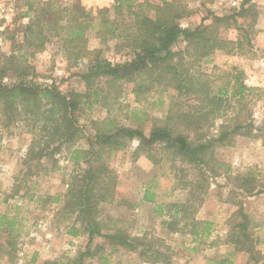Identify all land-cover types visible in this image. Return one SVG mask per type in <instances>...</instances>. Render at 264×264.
<instances>
[{
	"label": "rangeland",
	"instance_id": "1",
	"mask_svg": "<svg viewBox=\"0 0 264 264\" xmlns=\"http://www.w3.org/2000/svg\"><path fill=\"white\" fill-rule=\"evenodd\" d=\"M55 1L64 6L77 0ZM79 1L94 10L102 7L113 10L117 2ZM187 2L191 12L180 19L182 28L214 22L218 35L235 47L230 52L216 50L207 61L196 62L192 70L204 73L218 86L225 72L231 75L243 71L244 83L258 88L247 99L248 112L243 116L247 117L246 121L252 120V124L233 134L226 143L216 142L212 146L216 161L205 169L207 180L202 179L205 175L199 167L168 157L155 163L146 155L136 153L139 139L134 138L127 148L114 152L109 159L117 176L116 196L100 205L102 216L113 218L110 225L117 223L131 235L147 234L162 243L164 246L161 248L171 256V264H218L223 261L226 264L227 259L233 264H264V0ZM25 3L26 0H0V55L34 51L22 43L23 25L34 15L24 16L27 10ZM243 7L247 10L241 12ZM216 17L220 19L217 22ZM88 38L92 52L75 63L64 53L57 38H52L43 49L28 55V63L34 68L30 74L32 78L41 84L54 83L64 92H85L87 87L81 74L87 72L90 63L96 59L97 49H102L100 58L112 62H122L133 56L128 48L116 47L115 40L103 43L93 30L88 31ZM187 44L185 37L180 35L173 49L185 50ZM188 59L185 57L186 62ZM5 80L12 82L15 75L11 73ZM121 83L116 91L118 86L109 87L100 82L109 98L91 109L76 112L83 130L82 137L73 144L66 143L61 149H54V156L43 155L41 160H32L28 156L31 148L38 150L34 141L45 131L33 128L27 119L5 126L0 118V212H12L18 205L19 217L23 218L17 228L16 250L8 247L7 233L0 232V264L66 261V257H75L97 245L104 246L108 264H151L139 251L112 243L106 236L107 232L93 237L86 232L71 234V227L79 225L75 223V216H63L59 211L61 204L52 200L67 190L73 174L80 172L82 167L86 168L82 161L73 159L72 150L89 148L88 137L95 134L94 121H101L111 114L117 122L141 127L149 135L153 125L167 117L170 107L193 111L200 103L187 95L177 98L174 89L163 85L138 95L132 90V82ZM106 102L109 106L104 104ZM235 105L233 100L226 118L218 117L209 127L190 131L191 135L196 139L219 137L221 123L234 122L232 116L238 111V108L234 109ZM56 147L58 141L45 152L49 153ZM188 182L193 184L184 188ZM253 186H256L255 190L249 192ZM17 188L19 192L15 194ZM146 189L153 193V201L144 199ZM193 195L202 200L193 202L190 211L196 218L212 222L213 232L204 239L172 232L163 224L175 212V208H169L167 204L185 203ZM240 211L252 217L250 232L254 238V253L240 251L226 243L232 217ZM182 225L179 224L180 227ZM189 230L190 227L183 229L186 233ZM85 264H100V261L98 256L87 257Z\"/></svg>",
	"mask_w": 264,
	"mask_h": 264
},
{
	"label": "trees",
	"instance_id": "2",
	"mask_svg": "<svg viewBox=\"0 0 264 264\" xmlns=\"http://www.w3.org/2000/svg\"><path fill=\"white\" fill-rule=\"evenodd\" d=\"M25 5L24 16L34 15L23 25L22 43L34 51L43 49L52 38H57L67 57L74 63L78 62L92 52L88 46V31L93 30L103 43L115 40L116 47L128 48L133 55L128 60L112 62L100 58L102 49H97L96 59L90 63L87 72L81 74L87 87L85 92H64L54 83H37L30 75L34 68L28 63V55L34 51L0 55V118L3 124L9 126L17 120L27 119L32 122L33 128L45 131L34 141L38 150L31 148L29 159L41 160L45 154L54 156V149L59 150L66 143L73 144L82 137L83 130L78 124L76 112L91 109L109 98V93L99 85L102 81L109 87L118 86L116 91L122 86L121 82H132V90L138 95L163 85L174 89L177 98L187 95L200 102L193 111L170 107L167 117L153 125L149 135L141 127L117 122L111 114L101 121H94L95 134L88 137L89 148L72 150L73 159L82 161L86 168L82 167L80 172L72 175L64 193L52 198L61 204L59 211L63 216H75V223L79 225L71 227V234L86 232L93 237L107 232L106 236L112 243L139 251L151 264H171V256L161 248L164 246L162 243L147 234L131 235L117 223L110 225L113 218L102 216L100 205L116 196L117 176L109 159L114 152L127 148L134 138H138L136 153L146 155L155 163L165 157L173 158L199 167L202 175L206 176L205 169L216 161L212 146L216 142L226 143L233 134L251 126L252 120L246 121L247 117L243 116L248 112L247 99L258 88L244 83L243 71L231 75L225 72L218 86L204 73L192 68L196 62L207 61L216 50L230 52L235 47L218 35L214 22L182 28L180 19L191 12L187 0H117L113 10L111 7L87 8L79 0L64 6L55 0H26ZM246 10L243 7L241 12ZM215 20L220 19L216 17ZM180 35L188 44L185 50L175 51L173 44ZM185 57L189 58L187 62ZM187 63L190 65L187 66ZM11 73L15 75V80L7 82L5 77ZM233 100L237 106L234 109L238 108L232 116L234 122L223 121L219 137L196 139L191 135L190 131L203 130L218 117L226 118ZM104 104L109 106L107 102ZM56 141L58 147L46 153L45 150ZM205 176L202 179L207 180ZM192 184L185 183L184 188ZM255 188L250 187L248 191L253 192ZM18 192L19 188L15 194ZM144 199L153 201V193L146 189ZM197 200L202 199L193 195L185 203L167 204L169 208L174 207L175 212L163 224L172 232L189 234L195 239L210 237L212 222L198 219L190 211ZM19 211L16 205L12 212H0V232L7 233V245L12 251L16 250L17 228L23 220ZM251 222L250 214L237 212L230 222L226 243L240 251L254 253ZM180 223L183 224L181 227ZM184 227H190V230L186 233ZM103 251L104 246L97 245L94 249L79 252L75 257H66V261L47 260L44 264H85L87 257L94 256H98L100 264H108ZM226 264L233 262L227 259Z\"/></svg>",
	"mask_w": 264,
	"mask_h": 264
}]
</instances>
